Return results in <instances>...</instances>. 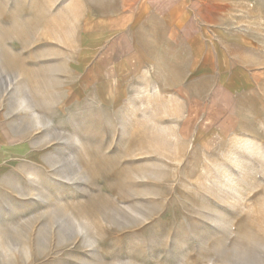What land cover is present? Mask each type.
Instances as JSON below:
<instances>
[{"label": "rangeland", "instance_id": "1", "mask_svg": "<svg viewBox=\"0 0 264 264\" xmlns=\"http://www.w3.org/2000/svg\"><path fill=\"white\" fill-rule=\"evenodd\" d=\"M237 6L221 50L246 90L211 100L181 85L191 44L97 42L65 1L0 0V122L41 150L0 180V264H264V0Z\"/></svg>", "mask_w": 264, "mask_h": 264}, {"label": "crops", "instance_id": "2", "mask_svg": "<svg viewBox=\"0 0 264 264\" xmlns=\"http://www.w3.org/2000/svg\"><path fill=\"white\" fill-rule=\"evenodd\" d=\"M62 1L80 12L78 18L88 28L84 34L100 37L95 40L97 42H173L175 39L179 43L191 44L193 54L191 61L186 58L187 61L182 64L181 85L187 83L189 88L202 90L204 87L198 88L199 85H205L209 80L214 86L211 100L215 96L234 99L246 90L242 71L244 66L236 60L238 56L228 55L221 50L224 47L222 43L236 46L242 42L228 34L227 30L233 25L230 12L238 9L241 0ZM144 20L152 21L150 25L159 29L156 30L159 35L126 39ZM204 43L216 44L218 52L214 50L213 56L206 57ZM199 99L202 100V95L196 100ZM228 109L226 103H221L217 113L226 117ZM221 127L223 131L227 129L224 121ZM40 153L41 150L32 146L22 128L14 130L12 122H0V180L37 158Z\"/></svg>", "mask_w": 264, "mask_h": 264}]
</instances>
